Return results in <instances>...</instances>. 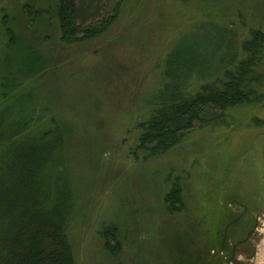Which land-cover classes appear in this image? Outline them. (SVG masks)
Listing matches in <instances>:
<instances>
[{"label":"rangeland","instance_id":"rangeland-1","mask_svg":"<svg viewBox=\"0 0 264 264\" xmlns=\"http://www.w3.org/2000/svg\"><path fill=\"white\" fill-rule=\"evenodd\" d=\"M54 4L0 0V114L8 130L64 136L50 182L73 191L76 264H264V101L196 125L161 156L134 154L176 37L211 18L240 35L264 31V0H127L104 36L78 44L61 41ZM29 7L50 13L32 21ZM175 181L185 209L171 216ZM110 227L115 253L102 236Z\"/></svg>","mask_w":264,"mask_h":264},{"label":"trees","instance_id":"trees-1","mask_svg":"<svg viewBox=\"0 0 264 264\" xmlns=\"http://www.w3.org/2000/svg\"><path fill=\"white\" fill-rule=\"evenodd\" d=\"M54 2L61 41L78 44L104 36L127 0ZM28 10L32 21L50 13ZM9 21L3 15L7 39L15 44ZM204 21L178 35L165 55L164 81L150 115L137 125L134 154L161 156L181 144L196 125L217 124L232 108L264 101L257 89L262 83L258 71L264 65V31L251 26L240 35L235 25ZM63 140L54 131L8 130L0 114V264H76L67 234L73 191L68 183L56 181L52 188L50 182ZM165 203L171 216L185 209L179 181L171 185ZM117 234L111 227L102 232L112 253L115 246L120 248Z\"/></svg>","mask_w":264,"mask_h":264},{"label":"bare ground","instance_id":"bare-ground-1","mask_svg":"<svg viewBox=\"0 0 264 264\" xmlns=\"http://www.w3.org/2000/svg\"><path fill=\"white\" fill-rule=\"evenodd\" d=\"M263 245V244H262Z\"/></svg>","mask_w":264,"mask_h":264}]
</instances>
